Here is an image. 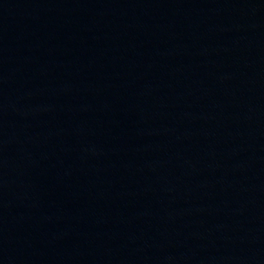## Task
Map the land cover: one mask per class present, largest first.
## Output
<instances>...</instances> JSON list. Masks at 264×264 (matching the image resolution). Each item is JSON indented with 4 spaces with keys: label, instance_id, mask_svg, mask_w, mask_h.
<instances>
[{
    "label": "water",
    "instance_id": "obj_1",
    "mask_svg": "<svg viewBox=\"0 0 264 264\" xmlns=\"http://www.w3.org/2000/svg\"><path fill=\"white\" fill-rule=\"evenodd\" d=\"M223 0H0V264H187Z\"/></svg>",
    "mask_w": 264,
    "mask_h": 264
}]
</instances>
